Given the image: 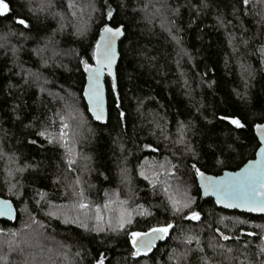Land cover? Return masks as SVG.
I'll return each mask as SVG.
<instances>
[{
	"label": "trees",
	"instance_id": "16d2710c",
	"mask_svg": "<svg viewBox=\"0 0 264 264\" xmlns=\"http://www.w3.org/2000/svg\"><path fill=\"white\" fill-rule=\"evenodd\" d=\"M88 2L89 0H77L78 4ZM125 2L127 8L121 9V0H95L98 9H101L105 3L111 4L115 9L111 24L125 25L124 36L119 43L115 76L120 106L117 107L116 104L117 94L112 92L113 80L106 75L108 119L105 124L93 121L87 112L82 97L85 73L79 67L78 57L74 54L78 52L84 56L90 53V44L94 43L99 35V27L106 21L102 16L105 9L92 13L91 20H89L91 10H85L83 20L89 22L90 28L83 38L72 34V25L81 22L79 15L76 18L69 15L64 21H60L59 17L45 18L41 15V24L45 26L43 35L58 29L61 22L66 25L63 32L58 30L54 36L57 52L55 64L41 71L48 79L47 88L53 93L63 94L60 88L62 85L63 89L72 93L71 97H66L68 104L77 107L83 113L85 123L82 128H78L79 118L74 121L69 117L66 120L73 129H76L77 151L89 157L87 161H78L77 173L70 174V179L71 176L79 173L82 165L86 164L88 170L83 172L82 179L85 181L86 189L89 185L93 186L89 189L91 199L99 198L102 203L105 189H116L121 199L130 197L134 192L132 203L144 204L153 214L151 218L134 217L136 223L133 227L143 230L157 220L164 219L163 208L157 207L161 205L163 196L153 195L151 189L147 188L146 181L136 176L135 166L145 155L155 156L157 159L167 156L173 164H181V171L184 165L192 162L190 155L181 157L183 146L173 143L177 136L178 121L192 122V130L187 133V139L194 150L201 153V164H204L206 159L201 146H206L208 143L207 135L204 133H208L209 128L219 138L215 141L218 144L231 137L227 139V143L232 145L231 149L220 155L227 169H237L254 156L258 140L252 125L264 122V72L260 70L261 53L257 51L261 45H264V26L257 23L258 17L255 12L258 9L252 8V4L258 5L259 0H251L247 6L240 3V0H222L220 9L235 25L227 28L216 23L215 6L212 12L202 11L197 15L195 9L190 7V3L194 0H170L173 7L177 4L180 6L179 15L174 17L177 26L182 28L179 33L182 43L177 46L169 39L167 33L162 31L159 23L153 21L150 24L137 7L147 0H125ZM66 3L67 0H55L56 7L53 11H64L67 15ZM12 4L14 13H19L21 9L17 6L18 0H12ZM227 4L237 7L242 13L247 11L249 14L240 16L238 20L233 19L230 15L232 7H225ZM11 20V15L7 19H0V31L6 30ZM233 32L238 46L235 52L233 46L229 44V33ZM242 35L244 39L249 40L247 46L239 43ZM13 43L17 41L13 40ZM35 46L34 43L21 41L18 44L20 51L16 57H13L10 50L0 49V150L15 153L17 164L21 166L25 163L39 166L37 169H28L24 174L15 176L14 179L23 185L19 190L21 196L18 197L8 192V179L5 176L6 161L0 158V195L11 199L17 211L14 222L0 219V228L20 229L21 224L28 220L29 213H34L44 225L43 235L39 236L36 242L42 246L59 248L61 253L67 252L69 259L65 264L80 260V257L75 256L78 250L82 252L84 264H89L92 256L100 251L105 252L108 264H133V261L135 264H155L157 260L167 264L169 250L179 246V241L174 239L178 231H173L172 236L157 243L153 250L155 255L150 253L149 257L142 255L133 258L129 254L130 245L123 234L86 232L76 224H64L61 223V219L47 217L35 205L32 200L34 187L48 192L49 198L53 199L54 203L61 202L59 185L53 184V178L64 170L61 160L63 149L58 145H49L42 137L37 138L35 131L38 129L26 128L25 125L33 116L44 119L46 109L51 110L47 113L48 116L58 110L65 115L71 111L70 109L64 111V106L58 100L47 92L40 93L31 82L23 83V71L36 69L39 66L38 58L32 54ZM179 48H183L188 55H178ZM14 60L23 65V68L14 63ZM241 61H246L254 70L253 77L248 81L247 90L239 67ZM10 83L19 87L11 88ZM138 101H143L139 111ZM17 104L21 106V113L24 116L20 121L14 119L19 113L12 112L13 105ZM121 111L126 113V121L120 120ZM224 114L240 116L246 125L245 128L229 132V126L221 124L217 119ZM154 115L165 127L164 134L169 137L168 140L162 138L159 128L153 132V125L146 123V120L152 121ZM30 140H35L36 143L31 144ZM146 142L159 144V152L141 151L140 146ZM124 166L128 167L132 177L130 185L120 182V168ZM206 167L211 174H219L225 169L216 165L214 159H209ZM184 179L193 185L191 194L197 196L196 203L199 207L196 210L201 211L204 222L186 221L183 222V226L194 228L196 234L201 236L206 249L209 238L214 235L213 230L217 226L223 230V225H217L219 216H241V219L250 220V224L244 225L246 232L258 231L255 225L264 224V218L260 215H241V212L236 210L218 208L211 198H202L198 195L196 191L198 185L193 183L191 177L185 175ZM44 208L47 210L46 205ZM176 223L180 224L181 221L178 220ZM209 224L212 226L211 229L208 227ZM228 227L231 228L232 225L229 223ZM239 227L238 225L233 229L234 234H240ZM35 228L36 226L32 225V229ZM129 230L133 229L129 228ZM27 231L31 232V229H22L21 236L30 233ZM4 239V236H0V242ZM247 239L248 237L244 236L238 243L234 239L225 242L226 247L233 248V252L229 254L233 258L231 264L244 259L245 249L242 246ZM257 243L256 240L252 241V247L247 253L249 256L255 251ZM54 244H63L65 247L60 248V245ZM3 251L7 249L3 248ZM207 255L214 256L218 264H229L222 255L213 253L210 249L207 250ZM53 256L60 264L62 257L55 256L54 253ZM198 256L199 254L196 253L191 257V264H197Z\"/></svg>",
	"mask_w": 264,
	"mask_h": 264
},
{
	"label": "snow or ice",
	"instance_id": "6c2138e0",
	"mask_svg": "<svg viewBox=\"0 0 264 264\" xmlns=\"http://www.w3.org/2000/svg\"><path fill=\"white\" fill-rule=\"evenodd\" d=\"M250 2L251 0H240V3L245 6L249 5ZM221 3L222 0H194L190 3V7L195 9L197 15H199L202 11L212 12L213 6H215L216 23L225 28L228 26L235 27L232 19H228L226 13L220 9ZM17 6L20 7L21 11L14 13L12 0H0V19H7L8 16H12L6 30L0 31V49L10 50L13 57H16V54L20 51L18 44L21 41L34 43L36 46L32 49V54L38 58L39 66L36 69L23 71V83L31 82V85L36 86L40 93L47 92L58 100L64 106V111L71 110L68 115L62 114L58 110L48 116L47 113L51 110L46 109L44 119L33 116L32 120L25 125L26 128L38 129L35 131L37 138L42 137L49 145H58L63 149L61 160L64 164V170L53 178V184L59 185L61 202L59 204L54 203L53 199L49 198L48 192L42 188L34 187L32 189V200L37 208L49 218L61 219V223L64 224H76L77 227L86 232L123 234L126 237V242L130 245L129 254L133 258L142 255L149 257L150 253L155 255L153 250L157 246V241H165L167 237L172 236L173 231H178L174 239L179 241V246L169 250L167 264H191V257L196 253L199 254L197 264H218L214 256L207 255L208 249L212 250L213 253L222 255L224 260L231 264L233 258L229 254L233 252V248L226 247L225 242L234 239L238 243L244 236L248 237L242 246L245 249L244 259L242 261L237 260L236 264H264V224L255 225L258 231L246 232L244 225L250 224V220L241 219V216H219L217 225H223V230L220 226L213 230L214 235L209 238L207 249L201 236L196 234L194 228H184L183 226V222L186 221L204 222L201 211L196 210L199 207L196 203L197 196L191 194L193 185H190L184 179L185 175L191 177L194 184H198L196 191L200 197H214L216 205H222L227 209H240L241 215L259 214L261 218H264V123L252 125L259 142V147L255 150L256 158L243 163V166L238 167L235 171H228L225 161L220 159V155L231 149L232 145L227 143V139H231V137L218 144L215 141L219 138L209 128L208 133H204V135H207L208 143L206 146H201L206 157L205 163L201 164V153L196 152L187 139V133L192 130V122L178 121L177 136L173 143L182 145L184 150L181 157L190 155L192 162L184 165L183 171H181V164H173L167 156L157 159L155 156L145 155L143 159L139 160L135 166V174L146 181V186L151 189L153 195L163 196L161 205L157 207L163 208L164 219L157 220L143 230L136 229L133 227L136 223L134 217L151 218L153 214L144 204L132 203L135 196L134 192L130 197L121 199L120 193L116 189H105L102 194V203L99 198L96 200L91 199L89 189L93 186L89 185L86 189L84 187L85 181L82 179L83 172L88 170L86 164L82 165L79 173L71 176L70 179V174L77 173L78 161H87L89 157L83 156L77 151L76 129H73L72 125L67 123L66 120L69 117L74 121L79 118L78 128H82L85 123L83 113L77 107L68 104L66 97H71L72 93L67 89H63L62 85L60 88L63 94L61 92L53 93L48 89V79L41 71V69H46L55 64L57 52L54 36L58 30L63 32L66 27L65 23L61 22L58 29H53L50 34L43 35L45 26L41 24V15L45 18L48 16L59 17L60 21L66 20L69 15L73 18L79 15L81 22L72 25V34L83 38L88 34L90 28L89 22L83 20L85 10H91L89 13V20H91L92 13L105 9L102 16L106 18V21L99 27V35L94 43L90 44V53H86L84 56H81L78 52L74 53L78 57L79 67L86 74V83L83 85V98L87 100V112L91 113L92 118L96 121H103L105 110L101 77L105 72L109 77H114L113 65L116 63L117 57L116 40L124 34L125 25L122 23L118 25L111 24L115 9L107 3L102 5L101 9H98L95 0H89L87 4H78L77 0H67V15L64 11H53L56 7L55 0H18ZM120 7L121 9L127 8L125 0H121ZM137 7L144 13L145 19L150 24L153 21L159 23L160 28L167 33L169 39L177 46L181 45L182 39L179 33L182 28L177 26L174 19L180 13L179 4L173 7L170 0H155V2L147 0L143 5L138 4ZM225 7H232L230 15L233 19L238 20L240 16L249 14L247 11L242 13L231 4H227ZM252 8L258 9L255 12L258 17L257 23L264 26V0H259L258 5L253 3ZM133 11L135 12V9ZM13 40H16L17 43H13ZM239 43L247 46L249 40L244 39L242 35ZM229 44L233 46L234 52L238 50L234 32L229 33ZM257 51L261 53L260 70L264 72V45H261ZM179 54L188 55L183 48H179ZM13 62L23 68V65L19 64L18 61L14 60ZM239 67L247 90L248 81L253 77L254 70L246 61H241ZM9 86L11 88L19 87L11 83ZM112 92L117 94L116 104L119 107L118 85L115 79L112 81ZM237 94L240 95V93ZM141 105H143V101H138V111ZM12 112L19 113L15 115V120L20 121L24 118L19 104L13 105ZM141 115L143 116V113ZM119 117L121 121L127 119L126 113L123 111L119 113ZM217 119L221 124L229 126V132L242 130L246 126L238 115L224 114ZM146 123L153 125V132L156 128H159L164 140L169 139L164 134L165 127L160 124L155 115L152 121L146 120ZM209 124H211V121H209ZM29 143L35 144L36 141L30 140ZM233 143H235L234 140ZM224 145H227V147ZM140 150H150L152 153H158L159 144L154 145L151 142H146L140 146ZM173 156H175V153H173ZM0 158L6 161L5 176L8 179V192L18 197L21 196L19 190L23 185L20 181L14 179L15 176L24 174L28 169H37L39 166L29 163L21 166L17 164L15 153H6L3 150H0ZM209 159H214L216 165L225 168L221 175L208 173L206 165ZM131 180L132 177L128 167H121L120 182L130 185ZM129 190L131 191V189ZM45 205L47 210L44 208ZM0 217L7 220L16 218L12 203L9 200L0 199ZM178 220L181 221L180 224L176 223ZM229 223L232 225L231 228L228 227ZM32 225H35L36 228L32 229ZM238 225L240 226V234L236 235L233 233V229ZM208 227L211 229V224ZM43 228V223L36 218L34 213H29L28 220L21 224L20 229L0 228V236L5 237L0 242V264H58L53 253L55 256L62 257L60 264H65L69 259L67 252L61 253L59 248L42 246L36 242L38 237L43 235ZM129 228L133 230H129ZM22 229H31V232L21 236ZM226 232L229 234H226ZM253 240L258 241V243L255 245V251L249 256L247 253L252 247ZM64 247L63 244H60V248ZM3 248H6L7 251H3ZM75 256L80 257V260L73 261L72 264H84L81 251L78 250ZM13 257H18V259H13ZM38 257L41 258L38 259ZM89 264H108V257L104 251H100L92 256ZM133 264H135V261H133ZM155 264H163V262L157 260Z\"/></svg>",
	"mask_w": 264,
	"mask_h": 264
},
{
	"label": "water",
	"instance_id": "95a60500",
	"mask_svg": "<svg viewBox=\"0 0 264 264\" xmlns=\"http://www.w3.org/2000/svg\"><path fill=\"white\" fill-rule=\"evenodd\" d=\"M123 36H124V34H123L122 36L118 37L117 40H116V51H117V57H116V63L113 65V73H114V77H111L112 80L115 79V76H116V65H117V62H118V59H119V43H120V41L122 40ZM106 75H107V73L105 72V74L101 77V82H102V84H103V91H104V110H105V118H104L103 121H96L95 119L92 118L91 113L88 112L89 115L91 116V118L93 119V121H95V122H97V123H100V124H105V123L107 122V119H108L107 91H106V85H105V77H106ZM85 83H86V74H85ZM82 97H83V90H82ZM83 99H84V98H83ZM84 102H85L86 107H87V106H88V105H87V100L84 99ZM261 123H264V122H261ZM253 132H254V134H255V136H256V133H255L254 129H253ZM256 138H257V137H256ZM257 140H258V138H257ZM258 147H259V142H258ZM258 147H257V148H258ZM255 158H256V157H255V154H254V156H253L252 158L248 159V160L255 159ZM248 160H246L244 163H246ZM242 166H243V164H242L240 167H242ZM224 170H225V169H224ZM224 170H222V172L219 173V174H211V173H209V174H211V175H221V174L223 173ZM227 170H228V171H235V170H237V169H234V170H229V169H227ZM197 185H198V184H197ZM202 198H211V199L214 201V203H215V198H214V197H202ZM0 199H6V200H9V201L12 203L13 210H14V214H15V217H16V215H17V211H16V207H15L13 201H12L11 199L6 198V197H3V196H1V195H0ZM215 205H216V204H215ZM216 206H217L218 208H222V209H225V210H236V211L241 212L240 209H227V208H224L222 205H216ZM253 215H259V214H253ZM0 219H1V220H6V221H8V222H14V221L16 220V218H15L14 220H7V219L4 218V217H0ZM158 242H159V241H157V243H158Z\"/></svg>",
	"mask_w": 264,
	"mask_h": 264
},
{
	"label": "rangeland",
	"instance_id": "374dc122",
	"mask_svg": "<svg viewBox=\"0 0 264 264\" xmlns=\"http://www.w3.org/2000/svg\"><path fill=\"white\" fill-rule=\"evenodd\" d=\"M26 230H28V229H26ZM28 232H30V231H27V233H28ZM54 245H55V246H58V245H60V244H54Z\"/></svg>",
	"mask_w": 264,
	"mask_h": 264
}]
</instances>
